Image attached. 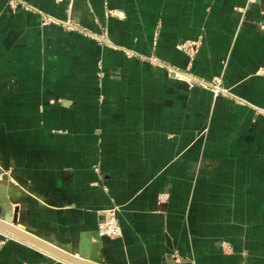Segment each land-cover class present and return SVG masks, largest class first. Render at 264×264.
<instances>
[{
	"label": "crops",
	"instance_id": "obj_1",
	"mask_svg": "<svg viewBox=\"0 0 264 264\" xmlns=\"http://www.w3.org/2000/svg\"><path fill=\"white\" fill-rule=\"evenodd\" d=\"M8 2L7 216L19 208L22 227L107 264H264V0ZM188 39L201 42L192 57ZM114 205L110 238L98 223ZM1 237L0 264H70Z\"/></svg>",
	"mask_w": 264,
	"mask_h": 264
},
{
	"label": "water",
	"instance_id": "obj_2",
	"mask_svg": "<svg viewBox=\"0 0 264 264\" xmlns=\"http://www.w3.org/2000/svg\"><path fill=\"white\" fill-rule=\"evenodd\" d=\"M8 178L7 173H3L0 178L1 184H6ZM19 208H15V212L10 218L0 216V230L10 237L23 240L40 249L46 250L53 256L63 259L71 264H107L100 256L93 255L88 248H78V251L70 250L62 247L53 240L44 238L36 230L27 226H20ZM1 231V232H2ZM3 233V232H2ZM9 233V234H8ZM97 245L95 246V248Z\"/></svg>",
	"mask_w": 264,
	"mask_h": 264
},
{
	"label": "built area",
	"instance_id": "obj_3",
	"mask_svg": "<svg viewBox=\"0 0 264 264\" xmlns=\"http://www.w3.org/2000/svg\"><path fill=\"white\" fill-rule=\"evenodd\" d=\"M57 2L61 1H67L69 2L70 6L73 5L74 0H55ZM10 5L12 8H18V7H25L27 6L26 0H9ZM45 19L49 22H57L58 19L54 16L47 15L45 16ZM66 24L70 28H78L79 26L71 20H67ZM201 44L200 40H185L182 42L181 47L183 50H185L191 57L195 54L197 51V48ZM175 75L182 80H186V82L190 85H193L194 83H199L207 86H211L214 90L219 91L221 90L219 87V80H213V81H206L203 79L197 78V76H193L188 71H181V70H175ZM185 75V76H184ZM188 76V77H186ZM217 78V77H216ZM215 81V82H214ZM224 91V90H223ZM120 210L119 205H114L111 208H108L104 211L102 219L98 223V232L102 236H108L110 238H117L122 235V227L118 218V212ZM5 235V234H4ZM7 237H10L6 235Z\"/></svg>",
	"mask_w": 264,
	"mask_h": 264
},
{
	"label": "rangeland",
	"instance_id": "obj_4",
	"mask_svg": "<svg viewBox=\"0 0 264 264\" xmlns=\"http://www.w3.org/2000/svg\"><path fill=\"white\" fill-rule=\"evenodd\" d=\"M75 1V0H74ZM61 2H67V1H61ZM9 3V5H10V2H8ZM27 3V2H26ZM68 4H69V2H67ZM73 5H74V2H73ZM73 5L72 6H70V4H69V8L71 9L72 7H73ZM10 7L12 8V6L10 5ZM22 7V6H21ZM26 8H28V7H30V5L27 3V6H25ZM19 8V7H18ZM18 8H12V9H18ZM46 20V19H45ZM76 23V22H75ZM77 24V23H76ZM78 29H80L79 27H78ZM85 33H87L88 35H90V36H94L93 34H91V33H89V32H87V31H85ZM185 76V75H184ZM186 77H188V76H186ZM214 80L216 81V80H219V78H214ZM214 81V82H215ZM194 84H199V83H194ZM0 202H2V201H0ZM10 202V201H9ZM4 203V202H3ZM11 205V204H10ZM9 207V204H6L5 205V207ZM3 206H2V204L0 203V216H7V212H8V215H10V211H9V209L7 208V210H5V211H3L1 208H2ZM15 212V207H14V209H12V214ZM7 218H10L9 216H7ZM2 230H0V235L1 236H5V237H7L6 235H4L5 233H4V231H2ZM9 234V233H8ZM0 236V243H1V241L3 240V238Z\"/></svg>",
	"mask_w": 264,
	"mask_h": 264
},
{
	"label": "bare ground",
	"instance_id": "obj_5",
	"mask_svg": "<svg viewBox=\"0 0 264 264\" xmlns=\"http://www.w3.org/2000/svg\"><path fill=\"white\" fill-rule=\"evenodd\" d=\"M20 226H21V224H20ZM4 234V233H3ZM6 235V234H5ZM98 248V247H97ZM93 255H96L95 253H93ZM96 256H98V254L96 255ZM63 260V259H62ZM71 264V263H70Z\"/></svg>",
	"mask_w": 264,
	"mask_h": 264
}]
</instances>
